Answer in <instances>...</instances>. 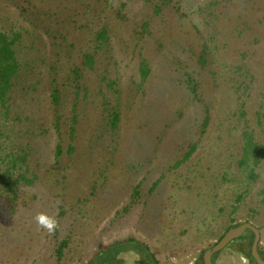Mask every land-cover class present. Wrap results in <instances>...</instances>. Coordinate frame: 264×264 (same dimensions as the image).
<instances>
[{"label": "rangeland", "instance_id": "1", "mask_svg": "<svg viewBox=\"0 0 264 264\" xmlns=\"http://www.w3.org/2000/svg\"><path fill=\"white\" fill-rule=\"evenodd\" d=\"M0 32L18 63L0 98V264H94L130 237L204 264L246 221L264 252V0H0ZM250 241L214 263L256 264Z\"/></svg>", "mask_w": 264, "mask_h": 264}, {"label": "trees", "instance_id": "2", "mask_svg": "<svg viewBox=\"0 0 264 264\" xmlns=\"http://www.w3.org/2000/svg\"><path fill=\"white\" fill-rule=\"evenodd\" d=\"M17 67H18V63L15 57V52L12 49V41L9 40L6 34L0 32V98L1 99L4 98L6 91L10 88L11 78L13 74L16 72ZM53 96L57 98L56 94ZM113 120H114L113 121L114 124L118 122L117 114L114 116ZM57 150L59 152L60 150L59 146ZM190 153L191 152H189V154ZM233 226H236V225H231L228 227V229ZM225 232L221 235V237L225 234ZM249 234L251 235L250 243L252 244L253 239H254V233L250 230ZM248 235H242L236 239L246 240L248 238ZM221 237L219 238V240L221 239ZM66 244L67 242L63 241L57 247V253L59 254L58 258L62 256L63 248L66 246ZM100 249H101V252H99L94 258L95 259L94 264H114L118 254L128 249H133L139 254H141L143 256V259L141 260L142 263L161 264L160 261L156 258L155 253L152 251V249L146 242L138 240L133 237H130L124 241H116L112 245L101 244ZM260 253L262 257L264 258V252L260 250ZM249 255L252 258V260L255 262L254 258L251 255V250H250Z\"/></svg>", "mask_w": 264, "mask_h": 264}, {"label": "water", "instance_id": "3", "mask_svg": "<svg viewBox=\"0 0 264 264\" xmlns=\"http://www.w3.org/2000/svg\"><path fill=\"white\" fill-rule=\"evenodd\" d=\"M247 230H251L254 233V239L251 246V255L254 258L256 264H264V258L262 257L259 250L261 231L257 225L250 221H246L229 228L216 244L207 248L203 254L204 264H215L213 261L214 254L226 248L231 241L242 236Z\"/></svg>", "mask_w": 264, "mask_h": 264}, {"label": "clouds", "instance_id": "4", "mask_svg": "<svg viewBox=\"0 0 264 264\" xmlns=\"http://www.w3.org/2000/svg\"><path fill=\"white\" fill-rule=\"evenodd\" d=\"M34 220L38 229H44L49 235L54 234L60 226L59 219L47 212H37Z\"/></svg>", "mask_w": 264, "mask_h": 264}]
</instances>
